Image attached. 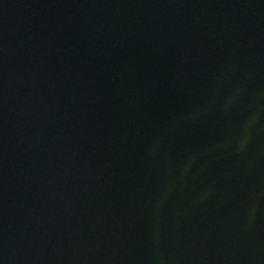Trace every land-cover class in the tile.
Masks as SVG:
<instances>
[{"label":"water","instance_id":"1","mask_svg":"<svg viewBox=\"0 0 264 264\" xmlns=\"http://www.w3.org/2000/svg\"><path fill=\"white\" fill-rule=\"evenodd\" d=\"M0 264H264V0H0Z\"/></svg>","mask_w":264,"mask_h":264}]
</instances>
